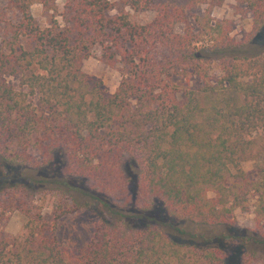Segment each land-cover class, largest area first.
I'll list each match as a JSON object with an SVG mask.
<instances>
[{
    "label": "trees",
    "instance_id": "1",
    "mask_svg": "<svg viewBox=\"0 0 264 264\" xmlns=\"http://www.w3.org/2000/svg\"><path fill=\"white\" fill-rule=\"evenodd\" d=\"M223 1L64 0L57 15L56 0H0L17 14L0 45V226L13 211L26 217L18 237L0 236V264H264V52L254 48L264 0H241L249 43L215 19ZM34 4L63 27L53 15L38 28ZM200 6L193 31L186 12ZM123 8L154 17L135 24ZM95 48L118 65L110 97L81 69ZM176 71L203 85L179 87ZM88 201L102 213L93 237L61 247L56 220ZM236 209L251 211L254 229L232 227Z\"/></svg>",
    "mask_w": 264,
    "mask_h": 264
},
{
    "label": "rangeland",
    "instance_id": "2",
    "mask_svg": "<svg viewBox=\"0 0 264 264\" xmlns=\"http://www.w3.org/2000/svg\"><path fill=\"white\" fill-rule=\"evenodd\" d=\"M117 2L116 7H121L119 0H113ZM64 0H56L57 15H60L63 11ZM204 7L200 6L193 10L186 12V22L193 28V31L197 30L194 23V16L201 15ZM122 11L126 13L129 20L135 24H147L149 23L154 14L152 12H135L129 8H123ZM31 14L35 20V24L38 28H44L51 25L53 15H55L54 21H56L60 27H63V22L60 16L55 13H44L39 4L31 6ZM117 14L114 9L109 12L110 16ZM215 19L227 20L231 26V37L235 43L248 42L252 33V17L247 11L245 4L241 0H224L221 6L214 10ZM17 21V14L11 10L5 3L0 4V45L3 40H8L10 37L9 27L11 24ZM185 24L180 23L176 25L175 31L182 34L185 30ZM254 44L256 45L255 51L264 52V29L255 37ZM211 81L213 83L221 76L219 71V65L216 62H211ZM81 69L87 76V80L91 86L98 87L100 93L104 97H110L117 86L120 83L121 76L119 73L118 65H108L101 58V51L98 48L92 50L91 56L84 60ZM4 80L7 84L17 88L18 80L9 75L4 76ZM170 80L176 82L179 87H185L186 85L192 89L200 88L203 83L191 76H185L176 71L172 73ZM241 168L245 172L247 178L252 181L256 179V171L254 169V159L251 153H248L245 159L241 163ZM209 198H213V194H208ZM253 197H249V207L252 211ZM250 212H241L239 209L234 210L232 215L228 218L232 221V227L236 229H254L255 222L253 214ZM44 214L46 220L51 221L49 211L45 210ZM102 213L100 208L91 201L81 210L62 216L56 220L55 236L59 245L65 249L78 250L85 247V245L93 237L97 228L99 219ZM26 222V217L21 211H13L8 215V218L0 226V236L2 238L10 239L18 237L23 230V225ZM211 228H189L191 232H208ZM214 233H227L224 227H215ZM231 253V252H228Z\"/></svg>",
    "mask_w": 264,
    "mask_h": 264
}]
</instances>
